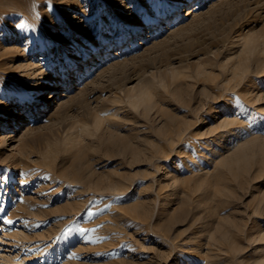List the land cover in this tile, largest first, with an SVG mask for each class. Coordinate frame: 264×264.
Segmentation results:
<instances>
[{
  "label": "rangeland",
  "instance_id": "374dc122",
  "mask_svg": "<svg viewBox=\"0 0 264 264\" xmlns=\"http://www.w3.org/2000/svg\"><path fill=\"white\" fill-rule=\"evenodd\" d=\"M194 1L0 0V264H264V0Z\"/></svg>",
  "mask_w": 264,
  "mask_h": 264
},
{
  "label": "bare ground",
  "instance_id": "6f19581e",
  "mask_svg": "<svg viewBox=\"0 0 264 264\" xmlns=\"http://www.w3.org/2000/svg\"><path fill=\"white\" fill-rule=\"evenodd\" d=\"M17 1H19V0H16V2ZM10 2H11V0H10ZM9 2V3H10ZM14 2V1H13ZM205 2H206V0H195L194 1V5H192L191 6V4L190 3H186L184 6H182V5H180V4H178V5H176V11L178 12L177 14H175V15H177L178 17H177V19H176V22H179V20H181L182 19V17H183V15L181 14L182 12L183 13H185L187 16H189V15H194V14H196L198 11H200V10H202V6L205 4ZM15 3V2H14ZM19 3V2H18ZM15 4H17V3H15ZM14 4V5H15ZM188 4V5H187ZM190 4V5H189ZM12 5V4H11ZM145 5L148 7L147 9L150 11L151 9H152V7L150 6V2H146L145 3ZM156 7H157V5H156ZM147 10V11H148ZM153 10V9H152ZM165 11V10H164ZM151 12V11H150ZM153 12V11H152ZM147 13V12H146ZM149 13V12H148ZM132 16H134V17H136V14H133ZM145 17V16H144ZM169 18H170V16H169V13L168 12H164L163 14H161V15H152V23L154 24V26L150 29V30H146V31H143V27H144V25L143 24H141V25H138L133 31H131V33H133V35L131 36V38L133 39V41H134V43H131L130 42V45H132L133 47H135L136 46V44H137V41H138V37L139 36H144V34L146 33V32H148V34H150V35H152V37H150L149 35L148 36H146V38L145 39H147V38H153L154 37V34H155V28L156 27H158L159 25H161L162 24V26H170V25H172L173 24V21H169ZM168 21V22H167ZM125 37H126V35L125 36H120L119 37V39L117 40V44L116 45H118V46H121V44H123L124 43V45H125V42H127L126 40H125ZM127 38V37H126ZM129 38H130V36H129ZM106 41V40H105ZM111 41H109V40H107L106 42H105V44H98V45H96L94 48L95 49H97L96 50V52H94L93 53V50H91V51H89L88 53H87V55H81V56H79V55H76V56H74L73 57V60H72V62L71 63H69L70 64V66H68V64H67V62H66V60H65V58L62 60V62L60 63V65H58L57 66V68H56V71H57V73L58 74H60V75H62L63 76V78H62V80H63V83L62 84H60L59 85V87H58V90L57 91H61V92H67V87H66V85H67V83L68 82H70L71 83V81H68V79L70 78V77H72V75L75 73V71H77L76 72V76H77V81H81V80H84L83 79V75H82V73L78 70L79 68H82L83 67V65H82V63L83 62H85L88 58H90V57H92V55L93 54H95L96 53V56H99L98 58H97V61L95 62V63H99V62H101V60L103 59V58H101L102 56H103V54L106 52V51H108L110 48H111ZM124 45L122 46V48H120L118 51H117V54L116 55H119V53H120V51L121 50H123V47H124ZM66 62V63H65ZM87 70V69H86ZM89 70V69H88ZM86 72H88V71H86ZM57 74V75H58ZM44 76L45 75H43V78H44ZM74 78V77H73ZM54 88V87H53ZM52 88V89H53ZM55 89V88H54ZM44 92H46V90H45V85L44 84H40V86H39V88H38V95H40V94H42V93H44ZM37 94V93H36ZM64 95H66L65 93H64ZM63 96V95H62ZM57 97H58V95H55V94H51V101H53L54 102V104H59L58 102V100H57ZM44 104H45V101L44 102H42V108H45V106H44ZM33 107L36 109L37 108V106L36 105H34L33 104ZM46 108H47V106H46ZM33 112L34 113H36V112H38L37 111V109L36 110H33ZM35 118L36 117H38V116H34ZM26 117H24V119H25ZM23 122V119L22 120H20L19 122H18V126H20L21 125V123ZM115 129V128H114ZM117 129V128H116ZM117 131V130H116ZM173 137V136H172ZM175 137V136H174ZM143 140V139H142ZM174 140V139H173ZM175 141V140H174ZM137 143V142H136ZM138 143H140V142H138ZM160 144V143H159ZM164 144V143H163ZM108 157V156H107ZM123 160V159H122ZM111 161V160H110ZM123 162H124V160H123ZM120 163V162H119ZM122 193V192H121ZM135 211V209H132V210H130L129 212H127V214L129 215V216H131V217H134V215L131 213V212H134ZM204 222V221H203ZM204 224H206V223H204ZM203 224V225H204ZM208 224V223H207ZM204 227H205V225H204ZM208 227V226H207ZM196 228V227H195ZM199 228V227H198ZM202 229H203V227L201 228V230L200 231H202ZM206 230V229H205ZM207 230H208V228H207ZM157 231V230H156ZM199 231V232H200ZM215 231V230H214ZM205 232V231H204ZM203 232V233H204ZM210 232V231H209ZM193 233V232H192ZM207 233V232H206ZM205 233V234H206ZM199 234V233H198ZM162 236L164 237V238H168V235L165 233V234H162ZM191 236V235H190ZM192 236H193V234H192ZM192 236H191V238H192ZM210 236V235H209ZM218 236V235H217ZM196 237V236H195ZM199 236H197V238H198ZM201 237H203V236H201ZM189 238V237H188ZM187 238V239H188ZM205 238H206V235H205ZM262 238H264V237H262ZM190 239V238H189ZM194 239V238H193ZM207 240H208V238H206ZM198 240V242H199V239H197ZM202 240V239H201ZM200 240V241H201ZM184 241V240H183ZM192 242V241H191ZM173 243V242H172ZM179 243V242H178ZM218 244L219 245H223V243L222 242H218ZM217 244V245H218ZM175 245V244H174ZM179 247V246H178ZM183 247H186V248H188V253L189 254H192V256L194 255L195 257H197V256H199L198 254H200V253H197V254H195V252H198V251H195V249H193V246L189 243V242H184V246ZM215 248H217V247H215ZM214 248V251L216 250L217 251V249H215ZM222 248V247H221ZM176 249V248H175ZM187 250V249H186ZM195 252H194V251ZM199 250H200V248H199ZM222 252V251H221ZM217 253V252H216ZM215 253V254H216ZM175 254H176V252H175ZM177 255H179V251H177ZM192 258V257H191ZM198 258V257H197Z\"/></svg>",
  "mask_w": 264,
  "mask_h": 264
},
{
  "label": "snow or ice",
  "instance_id": "6c2138e0",
  "mask_svg": "<svg viewBox=\"0 0 264 264\" xmlns=\"http://www.w3.org/2000/svg\"><path fill=\"white\" fill-rule=\"evenodd\" d=\"M21 27H23V26H21ZM237 99V103H240L239 102V99L238 98H236ZM241 109H242V111L241 112H233L232 113V115H235V116H243V118H245V119H248V117L250 116V115H253L252 113H250V112H248V110L245 108V106H243L242 104H241ZM261 119H264V118H261ZM249 123L251 124V123H254V120H250L249 121ZM8 179V177L7 176H4L2 173H0V184H4L5 183V181ZM87 215L89 216V217H92L93 215H94V213L93 212H91V211H88L87 212ZM9 223H12V221H8ZM80 231L81 232H85V231H87L86 229H80Z\"/></svg>",
  "mask_w": 264,
  "mask_h": 264
}]
</instances>
